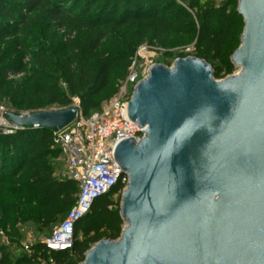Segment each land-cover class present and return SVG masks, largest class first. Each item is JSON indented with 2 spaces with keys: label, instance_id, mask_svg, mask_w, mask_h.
I'll return each mask as SVG.
<instances>
[{
  "label": "water",
  "instance_id": "95a60500",
  "mask_svg": "<svg viewBox=\"0 0 264 264\" xmlns=\"http://www.w3.org/2000/svg\"><path fill=\"white\" fill-rule=\"evenodd\" d=\"M238 72L217 81L205 60L151 65L127 102L143 127L115 160L127 176L118 239L79 264H264V0H235ZM78 107L7 113L17 129L70 125Z\"/></svg>",
  "mask_w": 264,
  "mask_h": 264
},
{
  "label": "trees",
  "instance_id": "16d2710c",
  "mask_svg": "<svg viewBox=\"0 0 264 264\" xmlns=\"http://www.w3.org/2000/svg\"><path fill=\"white\" fill-rule=\"evenodd\" d=\"M241 22L235 0L218 5L200 0H0V43L31 51L27 64L23 59L12 64L0 57V104L7 101L15 114L33 113L69 108L77 97L83 116L88 117L96 112L92 110L99 101L107 102L117 92L143 43L161 44L169 34L183 29L195 42V57L208 64L227 49L221 67L211 65L214 77L223 78L221 73L228 76L234 70L229 55L239 44ZM41 25L62 33L55 47V33L47 42L40 37ZM110 40L116 47L93 61ZM19 74L22 77L9 80ZM60 152L54 133L47 128L0 132V179L9 173L16 176L28 166V182L20 197L11 199L7 193L0 199V231L12 233L14 243H19L15 230L19 221L50 227L60 224L74 205L76 183L52 176L49 160ZM111 194L97 198L76 223L70 251H48L36 242L24 245L15 257L1 250L0 264L81 263L95 243L116 240L121 234L120 206H113Z\"/></svg>",
  "mask_w": 264,
  "mask_h": 264
},
{
  "label": "built area",
  "instance_id": "2783aa9c",
  "mask_svg": "<svg viewBox=\"0 0 264 264\" xmlns=\"http://www.w3.org/2000/svg\"><path fill=\"white\" fill-rule=\"evenodd\" d=\"M145 50L144 46L137 49L125 79L100 111L85 117L77 104L78 115L71 123L72 129L63 135L54 133L55 144L64 157L66 179L75 182L78 190L74 205L56 230L49 237L33 242L42 243L48 251H70L74 244L75 225L90 212L93 202L111 194L119 186L123 188L116 193H122L126 187L127 176L115 160V149L121 141H139L145 134L146 127L130 122L126 110L137 82L148 71V68L141 70L138 64ZM129 86L132 87L131 92L128 91ZM6 114L0 107V132L12 134L17 128L9 122Z\"/></svg>",
  "mask_w": 264,
  "mask_h": 264
},
{
  "label": "rangeland",
  "instance_id": "374dc122",
  "mask_svg": "<svg viewBox=\"0 0 264 264\" xmlns=\"http://www.w3.org/2000/svg\"><path fill=\"white\" fill-rule=\"evenodd\" d=\"M205 2L204 0H200V3ZM217 5L220 2H216ZM241 30L243 31V21L241 22ZM39 32L40 37H44L47 42H50L53 38V34L55 32L49 30L45 25L39 26ZM53 32V33H51ZM185 29L182 30V32H176L169 34L168 37L161 43V44H153V43H143L141 46L146 47L145 53L143 55V59H140L138 64L142 68L141 70H145L146 68H149L151 65H164L166 67H171L172 64L179 58H188V57H195V42L192 41L190 38L191 36L184 33ZM51 34V35H48ZM62 35L61 32L55 33L54 38H57V40L53 41L54 47L57 45L58 40L60 36ZM242 35V32H241ZM241 38V37H240ZM240 46V40L239 44H237L236 48L230 53L229 59L231 58L232 54L236 49H238ZM116 45L114 44L113 40H110L107 42L104 47L96 53V56L94 57L93 61H97L99 56H102L103 53L107 54L110 48H114ZM28 50V49H27ZM23 50L16 44H11L9 42H2L0 43V57L6 59L7 62H11L12 64H16L20 59H23V63L27 64L29 63V56H30V50ZM227 49H224L220 56L213 59L210 62V65L212 67H221V58H224L226 55ZM238 72V69L234 68L232 74H235ZM230 74V75H232ZM23 74H19L17 76H9V80H16L20 77H22ZM127 75V73H126ZM221 76L223 78H215L217 81L225 79L227 76H224L223 73H221ZM229 76V75H228ZM126 77V76H125ZM61 86L64 88L65 86L61 84ZM132 87L129 86L128 91L131 92ZM106 101H99L97 106L92 111H100L103 106L105 105ZM79 105V98L75 97L72 98V103L70 107H73L75 105ZM0 107H2L7 113H15V110L10 107L9 103L7 101H4L0 104ZM48 110H60V108L57 107H51ZM82 111V109H81ZM91 111V112H92ZM25 114V113H20ZM73 127V124L68 125L63 130L60 131V134L63 135L65 133H68ZM49 164H51L53 174L52 176L58 180H65V164H64V157L63 155L59 154V156L56 159L49 160ZM27 168L28 166H24L21 168V170L17 173L16 176H10V173L5 177L4 179H0V199L3 195L7 194L11 199H18L20 197V194L23 191V186L28 182V175H27ZM121 194L122 193H112L109 196V200L112 202L113 206H120L121 202ZM59 222L50 226V227H44L41 225H37L33 223L31 220L28 221H19L16 225V232L19 234V243H14V237L12 233H9L8 235L5 232L0 231V251L4 250L5 252H8L11 256L15 257L19 255L22 251V248L24 245L32 244L35 240L41 241L44 238L49 237L58 227ZM81 234H78V238L81 239ZM93 233H90L92 235Z\"/></svg>",
  "mask_w": 264,
  "mask_h": 264
}]
</instances>
